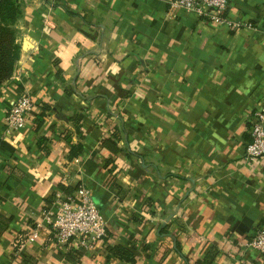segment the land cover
Returning a JSON list of instances; mask_svg holds the SVG:
<instances>
[{
    "label": "crops",
    "instance_id": "0c3cea01",
    "mask_svg": "<svg viewBox=\"0 0 264 264\" xmlns=\"http://www.w3.org/2000/svg\"><path fill=\"white\" fill-rule=\"evenodd\" d=\"M224 15L168 0L25 3L0 83V264H264L245 247L264 226V158L244 156L264 102V0H230ZM22 93L33 106L8 130ZM79 183L106 219L88 248L43 223L45 201Z\"/></svg>",
    "mask_w": 264,
    "mask_h": 264
},
{
    "label": "built area",
    "instance_id": "2783aa9c",
    "mask_svg": "<svg viewBox=\"0 0 264 264\" xmlns=\"http://www.w3.org/2000/svg\"><path fill=\"white\" fill-rule=\"evenodd\" d=\"M229 2L230 0H168V10L195 12L221 22L226 19L224 13ZM32 106V98L28 93H22L13 100L5 116L7 129L17 130L22 127ZM248 133L244 156L250 162L261 161L264 158V102L252 111ZM43 223L51 230L56 241L75 240L81 248L92 247L95 241L106 236V219L91 190L82 183L75 185L70 191L58 189L45 201ZM36 229L34 227L27 233H20L14 244L21 245L34 240ZM245 247L264 255V226L251 234L245 241Z\"/></svg>",
    "mask_w": 264,
    "mask_h": 264
},
{
    "label": "trees",
    "instance_id": "16d2710c",
    "mask_svg": "<svg viewBox=\"0 0 264 264\" xmlns=\"http://www.w3.org/2000/svg\"><path fill=\"white\" fill-rule=\"evenodd\" d=\"M18 54H19V44L14 43L13 33L8 28H6L4 24H0V83H2L4 80H6L11 76L13 72L14 64L18 58ZM36 123L37 125L40 123V116H38V118L36 119ZM118 140H119L118 132L113 131L112 134L108 136L106 143L110 146V148L116 151L117 148L116 144ZM80 150H81V144L74 145L70 149L68 156L69 157L76 156ZM74 186L60 185L61 189H64L66 191L72 190ZM158 232L168 233L167 230L164 229V226H161ZM175 248L177 249L178 252H180L177 243L175 245ZM183 257L188 264H210L212 260V256L210 254H208L204 258L195 260L193 263H190L189 259L186 256Z\"/></svg>",
    "mask_w": 264,
    "mask_h": 264
},
{
    "label": "rangeland",
    "instance_id": "374dc122",
    "mask_svg": "<svg viewBox=\"0 0 264 264\" xmlns=\"http://www.w3.org/2000/svg\"><path fill=\"white\" fill-rule=\"evenodd\" d=\"M27 1L28 0H3V1H0V24H4L6 26V28H8L13 33L14 43H16V44H18L17 38L19 36L17 22L23 13V8H24V5ZM13 70H14V67H13Z\"/></svg>",
    "mask_w": 264,
    "mask_h": 264
},
{
    "label": "water",
    "instance_id": "95a60500",
    "mask_svg": "<svg viewBox=\"0 0 264 264\" xmlns=\"http://www.w3.org/2000/svg\"><path fill=\"white\" fill-rule=\"evenodd\" d=\"M167 219H169V218H167Z\"/></svg>",
    "mask_w": 264,
    "mask_h": 264
}]
</instances>
